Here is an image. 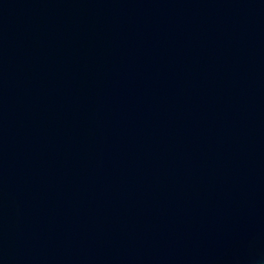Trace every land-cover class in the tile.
Returning a JSON list of instances; mask_svg holds the SVG:
<instances>
[{
    "label": "water",
    "instance_id": "obj_1",
    "mask_svg": "<svg viewBox=\"0 0 264 264\" xmlns=\"http://www.w3.org/2000/svg\"><path fill=\"white\" fill-rule=\"evenodd\" d=\"M0 264H264V0H0Z\"/></svg>",
    "mask_w": 264,
    "mask_h": 264
}]
</instances>
